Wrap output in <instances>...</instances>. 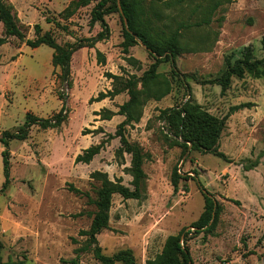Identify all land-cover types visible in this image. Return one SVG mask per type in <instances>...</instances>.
<instances>
[{
  "label": "rangeland",
  "instance_id": "obj_1",
  "mask_svg": "<svg viewBox=\"0 0 264 264\" xmlns=\"http://www.w3.org/2000/svg\"><path fill=\"white\" fill-rule=\"evenodd\" d=\"M7 1L20 17L21 23L17 20L25 39L34 38L33 25L40 23L43 33L50 34L58 45L92 38L101 30L96 23L88 26L94 2L69 14L71 0ZM146 2L140 0L144 7L140 19L158 29L160 22L145 8ZM201 2L205 5L209 0ZM191 6L189 2L182 9L189 12ZM176 11L173 8L166 13ZM103 19L107 38L91 49L80 48L71 55L70 88L58 79L57 68L49 75L47 46L32 52L25 47L18 62L10 66L15 71V83L11 84V91L0 95V137L4 131L11 133L20 127L28 110L39 118L55 114L60 106L55 98L58 92L66 95V119L58 129L41 130L33 125L24 140L7 143L9 183L0 193L3 262L66 264L74 257V249L85 244V237L78 232L88 228L94 212L98 182L89 178L91 172L105 173L108 180H118L132 189L131 177L125 172L130 157L125 153L121 160L114 156L119 146L116 137L109 139L87 165L73 162L82 150L113 135L122 120L116 115L109 120L93 116V109L115 113L127 99L121 93L95 103L92 109L88 99L111 87V81L102 74L139 78L152 63L137 40L126 53L122 52V25L117 12L106 14ZM21 44L9 38L0 47L2 66L14 59V50ZM181 44L190 50L174 58V70L186 76L188 92H184L178 76H172L170 62L158 65L156 71L170 80L169 94L159 101H146L138 123L123 131L126 139L142 151L144 191L138 200L111 195L107 228L96 235L97 244L106 256L128 250L136 264H144L160 252L167 236L181 229L191 231L190 224L203 208L196 179L217 201L220 211L212 230L190 232L184 238L191 264H264V80L244 74L230 78L224 90L207 82L221 73L226 59L237 58L243 47H250L254 59H264V0L220 4L209 16L208 24L184 34ZM95 51L103 55V65L96 63ZM127 57L135 62H129ZM35 78L42 81L36 90L45 98L39 111H34L28 99ZM49 80L54 81V88ZM188 98L218 118L230 113L217 142V151L226 161L196 151L182 152L159 119V111ZM239 104L246 106L229 112ZM172 171L181 177L176 190L170 184ZM2 182L0 156V187ZM78 264L99 263L91 252H84L79 255Z\"/></svg>",
  "mask_w": 264,
  "mask_h": 264
},
{
  "label": "trees",
  "instance_id": "obj_2",
  "mask_svg": "<svg viewBox=\"0 0 264 264\" xmlns=\"http://www.w3.org/2000/svg\"><path fill=\"white\" fill-rule=\"evenodd\" d=\"M199 0L195 3L192 0H147L145 8L152 14L153 19L160 22L159 28L151 27L148 21H142L140 16L143 13V5L140 0H71L69 14L76 8L84 7L94 2L90 10L88 26L95 23L99 25L100 31L92 38H85L66 45L55 43L50 34L44 32L40 34L38 25H33V39H25L22 26L18 23L12 5L7 0H0V46L7 43L9 38H15L28 48H36L40 45L47 46L52 50L50 63L53 68H58V79L70 88L69 70L71 55L80 48H92L97 42L104 41L108 36L107 25L103 16L112 12H117L121 20L122 42L121 50L126 53L127 48L131 47L135 40L139 41L145 48L147 54L152 58V63L139 78L134 75H113L103 73L102 77L111 81V87L104 92L100 91L95 97L88 99V103L100 102L104 99H111L118 94L125 93L127 99L117 107V111L112 113L107 109L94 112L93 115L99 116L102 120H109L113 115L122 116L123 119L116 125L113 135H106V138L96 145L89 146L74 157L75 164H88L92 158L103 148L104 144L111 138H118L119 146L114 152V156L121 160L122 154L129 155V166L125 169L126 174L131 177L128 189L120 184L118 180L112 182L108 180L105 173L93 171L89 178L98 182L93 201L94 212L89 226L84 231H79V236L85 237V244L74 249V257L66 264H78L79 255L84 252H91L92 258L99 264H136L131 252L128 250L118 251L110 256L102 254L97 244L96 235L107 228L108 210L110 207L111 195L117 194L122 199L141 198L145 188V174L142 171L143 154L141 149L135 143H130L124 136V128L131 124L138 123L142 108L146 101H159L170 92V80L156 71L159 64L170 62V72L172 76H178L184 87V92H188V86L185 84L184 75H179L174 70V58L190 50L188 45L181 44L182 37L192 30H200L208 24L209 16L222 3H230L231 0H209V3L203 5ZM192 3L189 12L182 9L187 3ZM177 9L176 14L166 13L167 10ZM183 15V17H180ZM48 23L49 21L46 20ZM57 26L58 23H55ZM95 61L98 65L104 64L103 55L95 51ZM129 62H135L131 57H127ZM244 74L264 80V59H254L251 55L250 47H243L239 51L237 58L226 59L221 73L207 81L224 90L230 81V78H241ZM189 78H192L188 76ZM139 88L137 89V85ZM60 101V107L55 114L49 118H39L27 112L24 115V121L14 132H2L0 144L3 149L0 151L3 182L0 187V193L5 190L9 183V154L7 143L10 140H24L29 128L36 125L41 130L58 129L65 121V99L66 95L62 92L57 93ZM245 104H239L230 109L229 112L244 108ZM230 114V113H228ZM218 118L203 110L198 104L185 100L182 104L159 111L158 117L163 121L166 130L172 136L174 143L179 146L182 152L186 150L196 151L203 154H210L223 161L226 157L217 151V142L220 132L223 128L224 120L228 116ZM186 177V176H185ZM181 179L175 171H172L170 184L173 190H176L178 181ZM195 184L200 192L203 201V208L198 218L190 224L191 231L181 229L176 234L165 238L160 252L152 258L145 260L144 264H191L188 248L183 241L190 232L200 233L209 232L213 229L220 206L217 201L201 186L195 179ZM75 193L79 191L74 190ZM2 245L0 243V250ZM0 264H22L3 262L0 258Z\"/></svg>",
  "mask_w": 264,
  "mask_h": 264
},
{
  "label": "crops",
  "instance_id": "obj_3",
  "mask_svg": "<svg viewBox=\"0 0 264 264\" xmlns=\"http://www.w3.org/2000/svg\"><path fill=\"white\" fill-rule=\"evenodd\" d=\"M16 17H17V19H19V23H21V20H20V17H19L18 14H16ZM39 28L41 29V31L43 33L44 29H43V25L41 23L39 24ZM2 46L3 45H1L0 47H2ZM25 47H27V46H25L22 43L19 47H17L14 50V53H13L14 59L12 61H10L9 64H5L4 66H2V64L4 63V58L3 59L0 58V95L3 94V93H5L6 90L11 91V84L14 85V83H15L14 82L15 81L14 80L15 71H14L13 67H10V66L11 65H14L15 63L18 62V60L21 57V54L23 53L22 51L24 50ZM39 47H42V45H40V46H38L36 48H30V50L28 52H32V51L38 49ZM82 49H85V51H86L87 49H91V48H82ZM47 54H48V60H49V63H50L52 50L50 49V51ZM52 69H54V68L51 66V63H50V72H49V75L51 74ZM49 81H50L49 83L52 86V88H54V81L53 80H49ZM41 84H42V81L39 78L38 79L35 78V79H33L32 85H30V87H29L30 97L28 99H29L30 105L33 106L34 111H39L45 105V102H44V100H45L44 94L43 93H40V90L39 91L36 90V88L39 87ZM102 92H104V91H102ZM50 96L51 95H49V98H50ZM53 96L55 97V95H53ZM55 98H56V100L58 101V104H59L60 101L58 100L57 96ZM100 102H92V104L91 103L90 104L93 106L95 103L98 104ZM91 108L93 109L94 106L91 107ZM28 112L31 113L29 110H28ZM93 112H97V109H93ZM37 116L38 115H36V117ZM93 116H95V115H93ZM116 116H119V115H116ZM122 119H123V117H122ZM84 165H87V164H84Z\"/></svg>",
  "mask_w": 264,
  "mask_h": 264
},
{
  "label": "water",
  "instance_id": "obj_4",
  "mask_svg": "<svg viewBox=\"0 0 264 264\" xmlns=\"http://www.w3.org/2000/svg\"><path fill=\"white\" fill-rule=\"evenodd\" d=\"M139 44L142 46V44L139 42Z\"/></svg>",
  "mask_w": 264,
  "mask_h": 264
}]
</instances>
